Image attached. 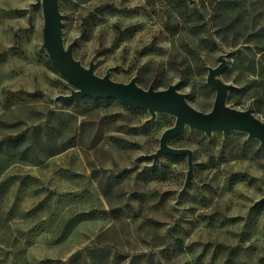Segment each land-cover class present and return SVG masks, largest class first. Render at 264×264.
<instances>
[{
    "label": "rangeland",
    "instance_id": "obj_1",
    "mask_svg": "<svg viewBox=\"0 0 264 264\" xmlns=\"http://www.w3.org/2000/svg\"><path fill=\"white\" fill-rule=\"evenodd\" d=\"M181 2V5L178 3ZM183 3V4H182ZM196 10L188 12L184 4ZM62 39L93 73L264 121V0H58ZM191 24H194L191 26ZM41 0H0V264H264V144L76 89L43 45Z\"/></svg>",
    "mask_w": 264,
    "mask_h": 264
},
{
    "label": "water",
    "instance_id": "obj_2",
    "mask_svg": "<svg viewBox=\"0 0 264 264\" xmlns=\"http://www.w3.org/2000/svg\"><path fill=\"white\" fill-rule=\"evenodd\" d=\"M41 4L44 19L43 45L52 64L76 88L69 95L62 97L68 100H77L83 96L115 98L124 104L145 108L151 114L158 111L174 115L176 117L174 125L162 132L159 146L151 157L155 161L163 153L186 155L188 163L186 184L192 177V151L189 148L172 147L168 144L169 139L180 134L185 126L204 131L207 135L212 131L227 133L231 130H240L264 144V121L250 109H236L225 104L228 85L217 78L225 67L223 57H219L220 63L208 71L206 82L216 91V96L212 109L205 113L191 106L175 84H170L164 89L153 87L145 89L134 79L125 83L113 81L108 72L103 77L96 76L92 63L86 69L74 59L72 50L75 41L66 47L63 44L58 0H41ZM260 200L264 201V195Z\"/></svg>",
    "mask_w": 264,
    "mask_h": 264
},
{
    "label": "trees",
    "instance_id": "obj_3",
    "mask_svg": "<svg viewBox=\"0 0 264 264\" xmlns=\"http://www.w3.org/2000/svg\"><path fill=\"white\" fill-rule=\"evenodd\" d=\"M182 2H183V0H182ZM179 5H181V2L180 3H178ZM183 4V3H182ZM193 4V7H192V9H189L188 7H187V3L186 4H184V7L188 10V12H194L195 10H196V5L194 4V3H192ZM194 24H191V26H193ZM92 101H94V102H100V101H107L109 98L107 97V98H90Z\"/></svg>",
    "mask_w": 264,
    "mask_h": 264
}]
</instances>
